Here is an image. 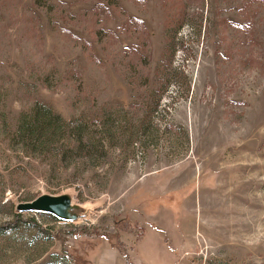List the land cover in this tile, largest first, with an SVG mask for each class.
<instances>
[{"label":"rangeland","instance_id":"rangeland-1","mask_svg":"<svg viewBox=\"0 0 264 264\" xmlns=\"http://www.w3.org/2000/svg\"><path fill=\"white\" fill-rule=\"evenodd\" d=\"M34 100L60 118L46 146L17 133ZM40 194L77 218L16 209ZM161 220L177 250L141 254ZM5 222L0 264L111 237L127 264H264V0H0Z\"/></svg>","mask_w":264,"mask_h":264},{"label":"crops","instance_id":"crops-1","mask_svg":"<svg viewBox=\"0 0 264 264\" xmlns=\"http://www.w3.org/2000/svg\"><path fill=\"white\" fill-rule=\"evenodd\" d=\"M169 213H171V211H169ZM172 226H174V222L172 220L170 223L166 220H161L160 223L159 222L157 223V226L156 225L152 226L150 224L149 227L147 228V232H144V235L141 236L142 238H141V241L139 242V247H140L139 252L142 254V248L144 245L143 242L146 239L147 234H150V236H152L154 239L155 238L158 239V245L160 249L165 247V243H168V247H166V254L171 258L172 255H174L175 250H177V247L170 244L171 243L170 240L172 239V236L174 234L173 233L174 228ZM171 227L172 229H170ZM118 238L120 241H123L122 235L119 234ZM98 240H99L98 243L101 242V244L99 246L98 253L95 255H94V251H95L96 246H94V249L91 250V252H88V251L83 252L85 249L81 251L80 248L78 249V246H77V250L83 252V256L87 258L86 263H82L80 261V262H77V264H127L125 262V259L121 251L119 250L117 246H115V242H117L115 238L111 237V242H109L110 240H107V239H98ZM98 243H96V245ZM77 259L79 260L80 257H77ZM169 260L170 259H168V261ZM141 263H143V261L141 262V259H140L139 264ZM166 264H171V263L169 261Z\"/></svg>","mask_w":264,"mask_h":264},{"label":"trees","instance_id":"trees-1","mask_svg":"<svg viewBox=\"0 0 264 264\" xmlns=\"http://www.w3.org/2000/svg\"><path fill=\"white\" fill-rule=\"evenodd\" d=\"M27 105L30 110V115H24L18 118V125H17V133L23 138V142L25 146H34L35 141H39L38 144L41 146H46L47 142L43 136L46 135H55L60 128L59 125V116L54 115L49 109L44 107L42 102L34 100ZM73 131L78 133L76 127H74ZM35 134V135H34ZM41 136V138H40ZM49 144V143H48ZM16 220L20 219L19 213L15 215ZM35 224L41 228L40 225L36 222V220L32 219ZM9 224L3 223L0 226V230L6 228ZM115 246L121 249L119 243H115ZM121 251V250H120Z\"/></svg>","mask_w":264,"mask_h":264},{"label":"water","instance_id":"water-1","mask_svg":"<svg viewBox=\"0 0 264 264\" xmlns=\"http://www.w3.org/2000/svg\"><path fill=\"white\" fill-rule=\"evenodd\" d=\"M16 209L19 212L47 213L64 221L77 218L71 199L66 194H40L32 200L19 202L16 205Z\"/></svg>","mask_w":264,"mask_h":264},{"label":"built area","instance_id":"built-area-1","mask_svg":"<svg viewBox=\"0 0 264 264\" xmlns=\"http://www.w3.org/2000/svg\"><path fill=\"white\" fill-rule=\"evenodd\" d=\"M32 214H34L35 216V219L37 220V217L36 216H38L40 213L39 212H32ZM58 221H60V220H58Z\"/></svg>","mask_w":264,"mask_h":264}]
</instances>
